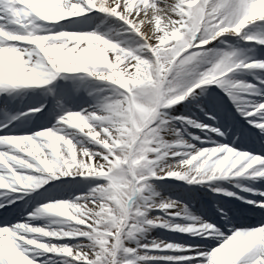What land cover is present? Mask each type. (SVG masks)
<instances>
[{"label": "snow or ice", "instance_id": "obj_1", "mask_svg": "<svg viewBox=\"0 0 264 264\" xmlns=\"http://www.w3.org/2000/svg\"><path fill=\"white\" fill-rule=\"evenodd\" d=\"M0 264H264V0H0Z\"/></svg>", "mask_w": 264, "mask_h": 264}]
</instances>
